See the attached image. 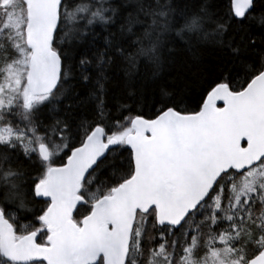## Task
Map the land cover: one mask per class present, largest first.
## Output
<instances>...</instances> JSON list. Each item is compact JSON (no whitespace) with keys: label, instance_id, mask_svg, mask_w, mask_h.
Returning a JSON list of instances; mask_svg holds the SVG:
<instances>
[{"label":"snow or ice","instance_id":"6c2138e0","mask_svg":"<svg viewBox=\"0 0 264 264\" xmlns=\"http://www.w3.org/2000/svg\"><path fill=\"white\" fill-rule=\"evenodd\" d=\"M0 264H264V0H0Z\"/></svg>","mask_w":264,"mask_h":264}]
</instances>
